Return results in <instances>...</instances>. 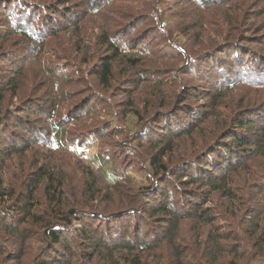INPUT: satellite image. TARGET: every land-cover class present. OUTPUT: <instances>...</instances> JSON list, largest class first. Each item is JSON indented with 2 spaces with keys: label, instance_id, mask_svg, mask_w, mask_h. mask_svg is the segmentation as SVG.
<instances>
[{
  "label": "trees",
  "instance_id": "trees-1",
  "mask_svg": "<svg viewBox=\"0 0 264 264\" xmlns=\"http://www.w3.org/2000/svg\"><path fill=\"white\" fill-rule=\"evenodd\" d=\"M74 1L76 0L62 3L46 0H0V68H5L3 59L10 56L9 50L5 51L8 45L14 46L13 49L22 55L21 70L31 63H36L37 67L43 70L41 59L47 42L58 38L62 32L70 31V36L75 39L71 48L83 59L81 63L87 64L90 56L97 55L99 63L90 70V74L102 92L113 91L121 83H126L116 76L118 73L124 75L118 71L120 67L125 69L126 74L127 70L134 72L137 82L144 83L148 73L158 71L147 67L148 60L153 57H166L167 53L172 55L173 52L178 53L175 62H186L185 69L181 68V74L176 72L179 82L175 83V86L180 88L181 92L176 95L174 101L166 103L167 95L160 89L167 88V79L166 86L161 84V80L154 82L159 92L158 99L147 98L142 104L136 105L134 98L128 93L126 99L119 103L121 110L108 111L110 114L115 112L116 116L123 112L124 117L135 118L134 129L131 132L129 130L127 136L124 132L113 135L111 132L113 129H104L105 123L98 120L92 121L89 127H86L95 141L106 142L105 150H108L107 144L122 135L127 142L125 144L127 148L119 149L115 158L119 157L121 160L127 156L128 163L138 165L141 168L140 174L150 184L145 191L141 188L138 190L141 198L143 197V203L140 199L135 203L136 205L141 203L139 207L128 201L122 209L107 211L104 208H97L98 206L92 202L98 199L105 200L107 194L105 192L114 190L123 181V174L115 175L118 169H114V164L113 180L109 181L103 176L104 170L110 168L109 163L116 159L109 157L107 153H97L99 165L95 166L92 161L90 163L83 158L86 150L95 149L91 147L92 144L86 145L84 141H80L86 135L81 134L76 142L72 140L73 143H69L70 136L72 137L74 133L68 126L81 125L87 118L95 119L99 116L98 110L95 117V104L84 103L85 97H81L79 102L70 103V97L81 90L72 93L66 91L69 80L70 84L74 82L76 85L77 83L82 85L86 83L83 78L87 74H84L82 68L79 75L72 78L64 76L61 68L55 72L50 69L44 70L43 74L48 80L46 93L44 97L32 98L34 99L32 104L38 106L32 107L35 110H31L32 104L27 102L31 98L17 93L19 86L12 81L14 78L10 73L14 75V71L10 70L0 91V243H5L1 234L21 241L24 238L35 239V236L39 235L36 241L41 242L43 246H40V250L39 247L36 248V251H41L43 257L38 259L36 256L32 264H93L96 260L100 262L99 264H150L153 261L141 256L156 255L163 243L168 245V250L160 252V255L167 264H218L222 251L226 253L223 255L231 258L228 264H236V260L239 259L237 253L229 251H236V248L245 246L238 237L240 234L231 232L229 226L220 227L221 219L219 221L215 219L214 208L211 209L207 204L208 200L215 196L221 202L226 201L231 205L229 216L221 214L224 219L226 217L229 220V217L239 213V204L244 203L242 196L234 189V176L246 172L252 159L264 155V114L260 113L264 106L262 107L260 103L248 104L241 106L234 113L227 114L229 122L225 124L217 121V125L221 127L220 132L200 145L190 157L180 156L178 160L174 155L177 145L173 143L190 138L194 130L203 126L206 120L220 119L217 109L222 106L229 91L238 87L250 90L264 89V53L261 52L264 48L256 50L257 52H244L239 46L249 43L240 39L241 35L239 37L234 33L208 41L205 45L199 46L197 51L189 52L185 45L171 37V20L166 18L164 8H157L162 5L163 0H155L157 4L155 9L149 10L144 6L135 8L133 13L138 15L129 14L127 20L123 25L117 26L118 28L114 27L115 22L108 24L110 22L106 14L108 6L135 0H106L102 4L100 3L102 0H80V5ZM230 1L176 0L177 3L174 5L184 4L202 11L220 7ZM177 13L181 15L180 12ZM70 17L75 18L73 23H63L69 21ZM86 18H93L98 24V27L94 25L91 33L86 32L87 26L84 30V34L90 37L89 40L93 37V47L86 46L87 38L82 34L81 24ZM195 26L190 24L181 27V31H185L183 35L191 37L190 31L197 27ZM56 28L58 30H55ZM119 33L123 34L118 36ZM154 33L157 35L153 36ZM195 33L197 34V31ZM229 48L231 49L228 50ZM196 58L201 64L197 63ZM192 64L194 70L190 68ZM190 70L192 72H189ZM205 73L206 81L212 79L216 81L212 86L206 87L207 89L202 88L203 94L197 98L192 85H201L198 79L201 80V75ZM114 84L117 86L114 87ZM102 92L100 96L104 95ZM99 95H97L99 99L104 97ZM15 98L18 104L15 103L13 106L6 104V99L13 102ZM108 100L111 102L112 99ZM62 104H67L69 111L68 115L60 118L57 112ZM245 110L247 113H243ZM158 111L163 113L160 114ZM184 118H189V121ZM174 124L179 127H176L175 131ZM252 126L256 129L250 133L249 129ZM72 148L79 151L74 152ZM36 149L49 154H37L46 161L52 157V162L58 163L59 159L55 160L53 156L61 155L63 158L72 157L77 163L81 160L87 164L83 166L79 197L75 195L70 197L64 191L62 171L67 169L69 175L74 173V169L71 171L68 164L66 168L62 164L63 168L33 165L30 172L20 181L18 189L13 187V180H5L6 175L11 173V167L7 164L15 162L18 163L19 169H22L24 162L21 165L19 161L26 160V155ZM145 150L152 153L149 158L146 157ZM165 156L176 157L175 162L170 165L169 161L164 160ZM200 160H205L206 163L201 165L195 163ZM191 166L196 169L191 171ZM175 179L182 181L183 185L179 183L177 186L174 185ZM262 181L264 182V174ZM257 182L250 185L253 187L254 183L257 184L255 187L258 190L260 182L259 184ZM204 188L208 189L210 196L202 195ZM262 188L264 191V187ZM254 210L251 206L244 210L246 212L240 220L248 221V229L255 235L257 230L255 227L261 219H258ZM134 219L132 230L130 227L123 228L125 223ZM142 221L151 227L149 230L153 239L146 241V236L141 237ZM185 221L194 225L193 232L199 230L200 233L196 235L194 242L201 243L204 255L199 253L200 256L197 258L187 256L192 247L181 242L183 235L180 231L181 223ZM29 226L30 228H27ZM73 226L79 227V230H72ZM111 227L115 228V231L111 232ZM204 227L208 229L207 234L201 232ZM144 233L149 234L147 230ZM232 241H235L234 244ZM3 254L8 255L0 264H9L12 254L9 255L2 245L0 257ZM263 262L264 260H261L259 264ZM13 264L21 263L17 260Z\"/></svg>",
  "mask_w": 264,
  "mask_h": 264
},
{
  "label": "rangeland",
  "instance_id": "rangeland-1",
  "mask_svg": "<svg viewBox=\"0 0 264 264\" xmlns=\"http://www.w3.org/2000/svg\"><path fill=\"white\" fill-rule=\"evenodd\" d=\"M46 1H52V2L57 1L61 3L68 2V0H46ZM105 1L106 0H102V2L100 3L102 4ZM74 2L80 5V0H76ZM162 2H163L162 5H159L157 8L159 9L164 8L166 10L165 11L166 18L167 19L170 18L171 20V25H170L171 37L173 38V40L178 41L179 43L185 45V47L188 49L189 52L197 51L199 46L205 45V43L208 41H211L213 39H221L222 38L221 36L225 37L227 34L234 35V33L239 37L241 35L240 39L246 40L249 43L246 45L243 44L239 46V48H241L242 51L254 52L256 50L264 48V44H262L264 41L263 39L264 0H231L230 2H227L224 5H221L220 7H211L208 10H202V11L199 10L197 7H189L184 4L175 6L174 3H177L176 0L175 1L163 0ZM68 4L71 5V3ZM172 5L174 6L172 7ZM139 6H144L145 8L150 10V9H155L157 4L155 0H135V1L127 2L125 4H122L121 2H118V4L113 3L112 5L108 6L106 10L107 11L106 14L108 15L107 17H109L110 19V22H108V24L110 25L111 23L115 22L114 27L118 28L117 26L123 25V23L127 20L129 14L138 15L136 13H133V11H135V8ZM177 12H180L183 17H181V15L178 14ZM74 20L75 18L70 17L69 19L70 22L63 21V23L70 24L73 23ZM84 20L85 21L82 22L81 24V26L83 27L82 34L84 35V37L87 38L86 40L87 42H85L86 46L93 47L94 46V41L92 40L93 37H91V39L89 40L90 37L84 34V30L87 26L86 32L91 33L94 30L93 28L94 25L96 24L95 26L98 27V24L94 22L93 18H86ZM190 24L192 26L193 24H195L197 27L195 26L196 28L190 31V33H192L191 34L192 36L187 37V34L186 36L185 34L183 35L185 31L182 32L181 27H183L184 25L189 26ZM55 30H58V28H56ZM195 31H197V34L195 33ZM69 33L70 31L64 33L62 32L58 38H54L50 42H47V45L44 48L45 53L41 59V65L43 67V70L40 69V67H37L38 65L36 63H31L28 66H25V68L21 70V67H23V61H21L22 55L18 54L16 50L13 49L15 48L14 46L12 47L7 45L5 51L9 50L10 56L8 58L3 59L4 61L3 66L5 68H0V91L2 90L1 87L4 85L6 75H8V73H10L11 71H14V75L11 73L10 75L13 76V78L15 79V80L13 79L12 81L18 83L19 89L17 90V93L25 97H30L31 99L27 100V102H31L32 104V101H34V99H32L33 97L35 98L44 97L45 95L44 93H46V89H47L46 86L48 80L43 74L44 70L50 69L51 71L54 70L55 72L56 70L58 71V69L61 68L63 70L64 76L67 75L72 78L75 75H79L78 73L81 71L80 69L82 68L84 70V74H87L84 75V78L82 77L84 82L86 83H82V85L77 83L76 85L74 82L70 84V80L68 81L67 84L68 87L66 88V91L68 90L69 93H72L81 90L80 92L74 94V96L72 95L70 97V103L72 101L79 102L81 97H85L83 99L84 103L93 104V105L95 104L94 114L95 117H97L96 112L99 110V116L95 119L94 117L87 118L85 120L86 121L85 123L84 121L81 122V125L71 124L70 126H68V128H71L74 133L72 135L73 138L70 136L71 140L69 141V143L72 144L73 143L72 140L76 142L75 140L76 139L78 140L81 137L79 136L81 134L86 135L84 136L83 140L80 141H84L86 145L92 144L91 147H94L95 149L86 150V152L83 154V158L87 162L91 163L92 161L93 162L92 164L96 166L99 165V161L96 156L97 153L98 154L107 153L109 157L115 158L117 156V152L119 151V149L124 150L127 148V146L125 145L127 142L123 139L122 135L117 136L115 140H113L110 144H107L108 147L106 146V149L108 150H105L104 146L106 145V142L98 143V141H95L91 136V134L89 133L90 132L88 130L89 128L87 129L86 127H89L88 125L92 121L98 120L100 122L105 123L104 129L106 130H110V128L113 129L111 131L113 135L122 134L124 132L125 136H127L129 134V130L131 132L134 129L135 118L128 116L124 117L123 112L119 113V115L116 116L115 112H113V114H110V112L108 111L110 110L113 111L117 109L121 110L122 108L119 106V103H121L122 101H124V99H126L128 93L132 95V98H134L136 105L142 104V102L147 98L150 99L151 97H156L158 99L159 92L155 88L156 85H154V82H157L159 80H161L162 82L161 84L163 86L167 85L166 86L167 88L160 89L164 93V95H167L166 98L168 99H166V103L170 102V100L171 102L174 101L176 95H178L181 92L180 88H177L175 86V83L178 84L179 82L176 72H179L181 74L182 69H185L186 62L182 63L181 61L180 62L174 61L177 58L176 57L177 52H173L172 55L170 53H167L166 57H162V56L153 57V59L148 60L146 65L152 70H158V71L155 73L153 72L151 74L148 73L146 75V77L148 76V78L144 83L137 82L138 80L134 72H129L127 70V74H126L125 69L120 67L118 71L123 72L124 75L121 76V74L118 73L116 76L117 78L119 77L125 80L126 83H121L117 89L115 90L113 89V91L110 90L109 92L105 93L102 92L101 89L97 86L96 82L93 81V78L90 74V70H92V68L99 63V60L96 58L97 55L90 56V59L87 62V64L81 63L83 59L79 58L75 50L71 48L73 47V43L75 39L71 37ZM122 34L123 33H119L117 35L120 36ZM156 35H157L156 33L153 34V36ZM146 41H148L147 38ZM235 41L236 40H231V42H235ZM230 49L231 48H229L228 50ZM162 50H167V48H162ZM261 52L264 53V50H261ZM179 58L181 60L183 59L182 57ZM197 63L201 64V61H199L198 59ZM194 64H192L190 67L193 70L195 68L193 66ZM3 70H5V72H2ZM135 72L137 73L138 71ZM189 72L192 71L190 70ZM205 78H207V73L201 75V80L198 79V81L201 82L200 84L202 86L192 85L194 86L192 90H194V93L197 95L196 96L197 98L202 96L203 93H201L202 92L201 90H203L204 88L207 89L206 87L212 86L213 83H215L216 81L214 79L206 81ZM130 79L131 82H129ZM167 79L168 81L165 85V81ZM89 80H92V82L88 83ZM116 86L117 85L114 84V87ZM100 92H102L104 95L100 96L99 95ZM86 94H88L87 96L88 98L85 96ZM209 94L210 93H208V95ZM97 95H99L100 97L102 96L104 97H102L103 99L102 98L99 99ZM226 97L227 98H225V100L223 101L222 106L218 108L219 110L217 109L218 113L221 116L220 119L210 118L206 120L205 122H203L202 124L203 126H200L201 128L198 127L196 130H194L190 138H183L182 140L173 143L177 145L176 148L177 151L175 149L174 155L177 156L178 160L180 159V156L190 157L191 156L190 154L196 152L199 149L200 145H202L208 139H211V137L215 133H219L221 127L217 125L218 123L217 121L224 122L225 124H227L230 119L227 114H230L232 112L234 113L241 106L244 107L245 105L248 104L260 103L262 107L264 106V89L250 90L247 88L238 87L233 91H229ZM110 98L112 99L111 102L108 100ZM15 101H17L16 98L13 100V102H10L6 99V104H8V106H13L16 103ZM66 105L62 104L60 110L57 112L59 113L60 118L68 115L69 106L67 107ZM107 105L109 106L107 107ZM35 106L37 108L38 104L30 105L31 110H35V108L34 109L32 108ZM158 113L162 114L163 111H158ZM243 113H247V110H245ZM260 113L264 114V108L261 110ZM151 114L152 112L150 113V115ZM185 119L187 118H184V120ZM187 120L189 121V118ZM176 127H178V125L174 124L173 131L177 129ZM254 129H256V127L252 126V128L249 129L250 133H253V131H255ZM79 131L80 132L83 131V132L80 133ZM216 138L217 137H214V139ZM72 150L74 152L79 151V149L77 148H72ZM33 151L37 153L34 154ZM144 153L146 154L147 158H149L150 155L152 154L151 152L146 150L144 151ZM37 154L49 155L47 152L42 150L40 151L39 149L32 150L26 155L27 156L26 160L24 159L19 161L21 165L24 162L22 169H19L20 167L18 166V163L17 164H15V162L12 164L8 163L7 165H10L11 167L10 170L11 173H8V175H6L5 180L7 179L13 180L12 181L13 187L18 189L19 188L18 185L21 184L20 181L23 179V177L26 176V173L30 172L31 167H33V165H35L36 167L38 165L40 166V164H43L44 167L46 165H51L54 168H58V167L63 168L61 166L62 164L66 168V165L68 164L69 165L68 168H70L71 171L74 169V173H71L69 175L67 169L62 171L61 175L64 179V189H65L64 191L70 197H72L73 195L79 197L80 186H81L80 180L83 177V171H84L83 166L85 167V165L87 164L83 163V161L81 160L80 163H77L75 162L74 158L72 157L69 158L68 156L63 158L61 155L53 156L55 160H57L56 158H58L59 160L57 161L59 162L62 161L61 163L59 162L56 163L54 161L52 162L51 159L52 157L49 159L50 160L49 162V160L46 161L43 159V157L37 156ZM37 158L39 159L38 161ZM175 158L176 157L169 158L168 156H165L164 160L166 162L169 161V164L171 165L172 162H175ZM195 163L201 165V164H205L206 162L205 160L203 161L200 160ZM109 164H111L112 166L109 165L110 168L107 167L104 170L103 172L104 178L109 181L113 180L114 177L112 175V171L114 164V169H118V173H116L115 175L119 176L123 174V181L120 182L121 184H118V186L114 190H110V192H105L107 193L105 194L106 195L105 200L102 201L98 199L97 201L92 202L93 205L98 206L97 208L100 207L107 209V211H111V210L122 209L125 205H127L128 201L133 202V205L136 202L138 203L139 199L142 202L143 197L141 198V193L138 190L139 188H141L143 191H145L147 189L146 187L150 184L149 181H147V179L143 177L142 174H140L141 168H139L138 165H134V163L133 164H130V162L128 163L127 156H125V158L121 160H119L118 157L115 161H113V163H109ZM191 168H192L191 171H194L196 169L194 166H191ZM13 171H15V173ZM263 174H264V155L252 159L248 163V169L246 172H240L238 176L236 177L234 176V180H235L234 189L236 193L238 191V194L242 196L244 204L241 203L239 204L240 205L239 213L237 215L229 217V220L226 217L227 215L229 216L230 214L229 212L232 210L230 208L231 207L230 203L228 204L226 201L221 202L220 200H218V197L215 196H212L208 200L207 206L210 207L211 209L214 208L213 212L215 213L216 216L215 219L218 221L221 219V221H219L221 224L220 227L229 226L231 232L233 233L236 232V234L239 232L240 235L238 237L241 240V242H243V245H245L243 246L244 248L241 246L240 248L239 247L236 248V251H229V252H235V254L237 253L236 256L239 259L236 260V264H259L261 260H264V191L262 190L263 189L262 187H264V182L262 181ZM173 181H175L174 185L176 186L177 183L183 185V182L180 180L175 179ZM256 181H258L257 182L258 184L260 182V188L258 190L256 189L257 184L255 183L253 184V187L256 186L255 188H253L250 185ZM249 185L251 187H249ZM203 191H204V193L202 194L203 196L206 195L210 196V193L207 188H204ZM194 201L196 200L194 199ZM140 205L141 203L137 204L136 206L139 207ZM250 206L255 209L254 211L256 212L258 219H261L260 223L255 227V230L257 229L255 231V235L253 231L250 232L251 229H248L247 226L248 221L243 222L242 220H240L242 218V215L245 214L246 212L244 210L248 209ZM221 214L226 216L225 217L226 220ZM134 221L135 219L132 220L131 222L125 223L123 225V228L130 227V229L132 230V228H134ZM141 223L143 229L142 230L143 234L141 233V237L146 236V241L153 239L151 237V232L149 230L150 226H147L146 223L143 221ZM99 227L100 226L97 227L98 230ZM193 227L194 225L191 224V222L185 221L181 223L180 231L181 234L183 235L182 236L183 240L181 242L186 243L192 247L190 248L191 249L190 252L187 253V256L192 258H197L200 256L199 253H201V255H204V251L201 248V243H199V241L194 242V240L196 239L195 238L196 235L199 234L200 232L199 230L193 232ZM27 228H30V226ZM75 229L79 230V227L73 226L72 230ZM111 229H112L111 232L115 231V228L111 227ZM144 230L145 231L147 230V233H149L147 234L148 236L144 233L145 232ZM201 232L202 234L205 233L207 234L208 229L204 227L202 228ZM1 235L3 236L2 238L4 239L5 243L4 244L0 243V246L3 245L4 249H6L7 252H9V255L12 254L11 257L8 256L11 258L9 264H13L17 260H20L21 264H32L36 256L39 257L38 259L43 257L42 256L43 253L41 254V251H39L40 246L43 245L41 244V242L36 241L39 235L35 236V239L24 238L23 241L18 240L15 237L8 238L3 234ZM127 240L133 241L132 239L129 238H127ZM234 242L235 241H232L231 243L234 244ZM220 246L222 248V244H220ZM38 247L39 250L36 251V248ZM167 250H168V245H166V243H163L162 245H160V248L158 249V253L156 255L148 257L150 255L144 254L141 257L145 259L149 258L148 260L153 261V263L150 264H167V261H165V259L160 255V252ZM223 254L226 255L225 251L221 252L222 256L218 264H228V261H230L231 258ZM7 255L8 254H6L5 256ZM5 256L3 254L0 257V261ZM99 263L100 262L96 260L94 261L93 264H99ZM262 264H264V262Z\"/></svg>",
  "mask_w": 264,
  "mask_h": 264
}]
</instances>
